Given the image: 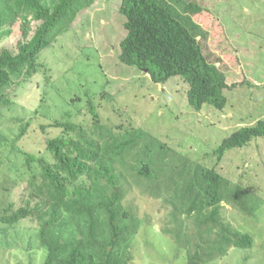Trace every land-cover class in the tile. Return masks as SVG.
<instances>
[{
	"label": "rangeland",
	"instance_id": "rangeland-1",
	"mask_svg": "<svg viewBox=\"0 0 264 264\" xmlns=\"http://www.w3.org/2000/svg\"><path fill=\"white\" fill-rule=\"evenodd\" d=\"M186 1L202 8V13L190 14L175 7L174 17L190 30L203 55L232 86L224 92L227 103L222 110L205 104L196 112L188 105L187 86L181 79L156 85L144 72L122 65L120 41L127 31L126 20L119 13L121 0H94L76 14L67 32L40 56L47 82L38 73L7 90L10 105H0V137H6L9 145L20 127L28 125L18 147L54 163L46 143L64 133L51 125L69 111L78 115V123L90 127L84 97L88 91L95 99L100 122L111 126L115 133L147 132L176 157L213 168L232 184L252 192L257 202L252 217L240 212L235 203L222 202L219 218L239 232L250 234L253 247L230 250L224 258L207 264H264V137L228 150L221 159L213 154L225 138L264 120V0ZM20 23L18 20L9 27L10 33L0 48L16 50L23 40ZM39 24L31 23L28 39ZM68 96L76 101L79 98V105L62 106L61 100H69ZM76 106L81 110L77 112ZM8 145L0 149V214L9 205L11 213L28 201L31 208L38 202L37 197H31L28 177L9 172L13 150ZM135 183L127 181L121 202L124 210L140 222L129 243V264H187V255L194 247L191 244L188 251L178 246L169 234L176 226L169 217L173 206L163 196L154 197L150 184ZM179 219L190 225V232L195 230L191 219ZM39 227L34 217L13 228L0 224V264H44L47 253L39 243ZM62 235L63 239L78 237L69 224ZM181 237L185 238L183 231Z\"/></svg>",
	"mask_w": 264,
	"mask_h": 264
},
{
	"label": "trees",
	"instance_id": "trees-1",
	"mask_svg": "<svg viewBox=\"0 0 264 264\" xmlns=\"http://www.w3.org/2000/svg\"><path fill=\"white\" fill-rule=\"evenodd\" d=\"M93 1L0 0V46L10 33L9 27L18 20L23 37L15 51L0 48V105H10L6 92L19 80L39 73L47 82L40 56ZM175 7L190 14L203 11L186 0H121L119 13L126 20L127 33L120 41L119 61L144 72L156 85L181 79L187 86L188 105L196 112L205 104L222 110L227 103L224 92L232 86L226 83L223 72L209 63L190 30L174 17ZM32 22L40 24L28 39ZM84 97L92 125L78 123V115L69 111L63 112L60 121L54 120L51 126L64 133L46 143L54 163L18 147L28 125L20 127L11 146L6 137H0V149L8 145L13 150L9 172L28 177L31 197L38 198L32 208L30 201L11 213L12 206L4 208L0 224L13 228L22 220L36 218L40 222L39 243L47 253L44 264H129V243L140 226L137 217L124 210L121 203L126 183L131 180L150 184L154 197L163 196L173 206L169 217L176 226L169 234L178 246L188 251L191 244L194 247L187 255V264L216 262L230 250L253 247L250 234L239 232L219 218L222 202H233L240 212L252 217L257 204L252 192L232 184L213 168L176 157L147 132L115 133L111 126L100 122L94 97L88 91ZM64 100L61 104L66 108L69 104L79 105V98ZM76 109L78 112L81 107ZM262 137L264 120L237 130L213 154L221 159L228 150ZM182 217L192 220L193 232L188 223L180 221ZM66 224L73 226L78 237L63 239ZM182 231L186 239L181 237Z\"/></svg>",
	"mask_w": 264,
	"mask_h": 264
}]
</instances>
